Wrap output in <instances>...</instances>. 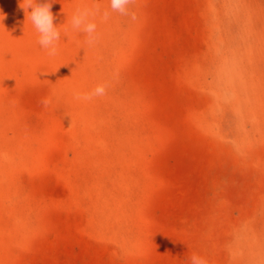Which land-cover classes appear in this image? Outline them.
<instances>
[{
	"label": "rangeland",
	"instance_id": "rangeland-1",
	"mask_svg": "<svg viewBox=\"0 0 264 264\" xmlns=\"http://www.w3.org/2000/svg\"><path fill=\"white\" fill-rule=\"evenodd\" d=\"M21 3L0 0V264H264V0H136L93 46L71 15L109 0H53L55 57Z\"/></svg>",
	"mask_w": 264,
	"mask_h": 264
},
{
	"label": "clouds",
	"instance_id": "clouds-1",
	"mask_svg": "<svg viewBox=\"0 0 264 264\" xmlns=\"http://www.w3.org/2000/svg\"><path fill=\"white\" fill-rule=\"evenodd\" d=\"M53 0H22L20 7L25 11L27 19L31 22L38 34L37 43L49 57H55L58 54V45L61 40V28L54 24V15L51 11ZM136 0H109L110 10H103L102 14L99 8H89L78 6L73 11L70 18L71 30L83 33L89 46L97 42V23L95 17L100 14L101 20L106 22L110 19L111 13H118L122 17H128L132 21L137 20V13L133 11ZM31 9L29 12L28 10ZM5 19L0 14V24ZM68 29H64V36H67ZM54 73V72H53ZM106 94V86L97 85L90 93H74L78 100L90 101L95 97H101ZM48 101H44L47 106ZM191 264H207V261L197 254L190 257Z\"/></svg>",
	"mask_w": 264,
	"mask_h": 264
}]
</instances>
